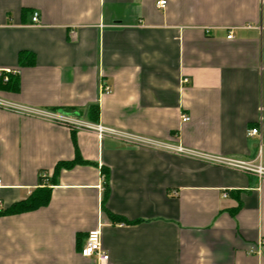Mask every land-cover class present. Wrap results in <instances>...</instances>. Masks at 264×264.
Wrapping results in <instances>:
<instances>
[{"label":"crops","instance_id":"0c3cea01","mask_svg":"<svg viewBox=\"0 0 264 264\" xmlns=\"http://www.w3.org/2000/svg\"><path fill=\"white\" fill-rule=\"evenodd\" d=\"M7 70L0 210L51 199L0 215V264H100L81 255L98 227L107 264H264V177L29 112L97 106L105 127L264 167V0H0Z\"/></svg>","mask_w":264,"mask_h":264},{"label":"built area","instance_id":"2783aa9c","mask_svg":"<svg viewBox=\"0 0 264 264\" xmlns=\"http://www.w3.org/2000/svg\"><path fill=\"white\" fill-rule=\"evenodd\" d=\"M166 4V1H160L158 2L159 7H164ZM33 23L36 25L39 23V14L35 13L33 18ZM229 39L232 38V34L228 36ZM0 72V80L3 82H8L9 80V74H15V72H12L10 70H7L5 75L3 76ZM188 80H184L185 83H187ZM102 90L104 94H110L112 92V88L107 85H102ZM0 105L6 106V107H14L10 104H7L5 102L0 101ZM21 110H26L25 108H20ZM27 111V110H26ZM35 115L41 116L43 118H46L48 120H51L53 122H57L59 124L75 128L77 130H88L97 133L99 136H114L118 138L125 139L135 145L138 146H146V147H151V148H157V149H164L168 151H172L178 154H183V155H190L193 157L201 158L203 160H206L208 162H212L215 164H219L222 166H226L232 169H237L241 170L245 173H255L258 174L260 177H264V167L259 165H255L252 162H244V161H239L231 158H225V157H220V156H210L206 155L203 153H198L194 152L191 150H187L186 148L182 147L181 145H175L170 142H164L160 140H156L153 138L145 137V136H140L132 133H127L123 131H119L113 128H108L105 127L101 124L97 123H92L88 121L81 120L79 118H75L72 116H67L63 115L57 112H50V111H31ZM182 121L183 122H189L190 117L188 115H183L182 116ZM247 136L249 137H259L261 139V145L260 148L262 147L263 140H262V127L258 126L257 128H252L247 131ZM261 154V151H260ZM1 186V182H0ZM227 194L224 195L226 197ZM260 245L263 247L264 246V240H261ZM81 255L85 258H96L97 261L100 264H107L109 261V255L107 252L104 251L102 247V233H101V228L98 227L95 230H92L88 233L86 241L84 246L81 249Z\"/></svg>","mask_w":264,"mask_h":264},{"label":"trees","instance_id":"16d2710c","mask_svg":"<svg viewBox=\"0 0 264 264\" xmlns=\"http://www.w3.org/2000/svg\"><path fill=\"white\" fill-rule=\"evenodd\" d=\"M19 60L21 63H27L26 60H29V57L26 56V54L24 52L20 53L19 55ZM33 61H29L28 63H32ZM3 84L5 86L11 85V79L9 77L8 82H3ZM91 110V116H90V120L91 122L96 123L99 117V109L97 106H92L90 108ZM78 163V161H69V162H59L55 168L54 171V176H56L62 169H68V168H72L74 165H76ZM106 174V173H105ZM105 177L107 178V175H105ZM107 195H108V186L106 183L105 186V195L103 198V204L107 199ZM51 199V189L48 187H42V188H37L35 189L32 194L24 201H20L14 205H12L11 207L4 209V210H0V215H12V214H20V213H24V212H29V211H33L36 210L38 208L44 207L46 205L49 204ZM108 215L111 217L112 220L116 221L119 220L120 218H118L116 215L108 212Z\"/></svg>","mask_w":264,"mask_h":264}]
</instances>
